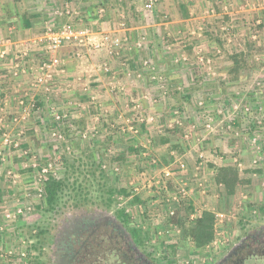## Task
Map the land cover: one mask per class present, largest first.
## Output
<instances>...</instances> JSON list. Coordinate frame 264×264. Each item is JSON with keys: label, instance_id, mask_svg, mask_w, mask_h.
Instances as JSON below:
<instances>
[{"label": "rangeland", "instance_id": "374dc122", "mask_svg": "<svg viewBox=\"0 0 264 264\" xmlns=\"http://www.w3.org/2000/svg\"><path fill=\"white\" fill-rule=\"evenodd\" d=\"M125 1L0 0V4H14L17 17H30L31 32L41 38L65 24L91 26L101 4ZM206 4L188 13L196 20L188 26L170 24L178 16L168 10V35L163 31L165 38L156 39L158 50L162 45L168 48L151 60L140 55L142 67L146 60L159 73L160 67H168V81L160 73L168 83V103L162 102L167 95L162 100L155 96L156 101L143 107L168 116V124L157 120L153 127L157 131L144 139L151 140V147L167 142L168 157L132 145L147 129L144 120L131 127L112 121L104 123L110 129L105 134L100 129L92 132L88 121L74 117L91 107H74L49 93L50 86L55 89L53 79L36 86H41L36 94L44 104L36 96L31 100L38 104L18 101L1 115L7 124L0 126V264H41L45 232L59 211L75 203L104 204L106 189L97 175L90 174L92 166L105 173L107 186L124 191L114 194L111 210L123 213L160 260L182 264L202 257L208 247L230 240L238 227L257 218L264 208V0H206ZM157 13L159 22L164 15ZM16 33L21 39L29 35L23 30ZM21 94L17 89L15 98ZM132 106L125 104L121 112H135ZM57 113L65 115L61 124L53 123ZM154 158L159 168L172 166L174 182L168 184V193L154 182L160 175L152 168ZM179 159L185 170L176 168ZM73 165L81 170V191L72 197L73 191L67 189L55 211L47 212L44 183L64 179ZM180 185L187 194L173 200ZM82 197L87 200L76 201ZM205 213L212 216V237L197 245L190 230Z\"/></svg>", "mask_w": 264, "mask_h": 264}, {"label": "crops", "instance_id": "0c3cea01", "mask_svg": "<svg viewBox=\"0 0 264 264\" xmlns=\"http://www.w3.org/2000/svg\"><path fill=\"white\" fill-rule=\"evenodd\" d=\"M157 1L158 4H155ZM192 1L195 4H190ZM125 2L128 4H101V9L98 11L99 16L89 21L91 25L89 27L94 30L92 36L94 41H99L103 33L118 34L128 40L123 49L118 54L110 56L105 51H94L86 48H79L78 51L71 46L62 47L59 50L62 66L51 70L53 77L51 83H54L55 89L50 86L48 90L49 93H54L57 98L64 97L63 101L66 104H73L74 107L82 106L83 108L82 104H88V109L91 107L90 112L79 113L74 117H83L82 119L88 121L87 128L91 129L92 132L94 129H100L105 134L110 129L109 127L104 128V123L108 125L110 123L111 125L112 121H115L117 125L123 124L131 127L138 120H144V126L147 129L143 135L140 134L142 135L140 137L142 142L136 139L138 130L135 128V137L133 138L137 141L132 142V145L134 144L135 147H149L152 154L155 152L156 157L158 155L168 157L167 142L151 147V140H148L149 142L144 140L151 135L152 131L154 133L157 131L153 130L157 120L160 123L166 121L168 124V116L162 113L155 114V112L143 108L146 104L150 105L156 101L155 96L160 99L167 95L165 101H162L166 105V102L168 103V88L164 92L158 88L156 83L150 80L149 73L139 64L140 55L145 54L151 60L152 57L158 58L163 53V47L168 48V46L162 45L159 50L157 49V40H163L165 33L168 35V32H166L168 30V10L178 16L177 19L169 21L170 24H186L188 26V24H193L195 20L188 13L195 9L201 10V6L206 7V0H177V4H174L175 0H150L152 3L151 8L147 7L148 4H136L135 0H126ZM15 9L14 4H3V2L0 4V51L6 53L3 58L0 57L1 127H5L7 124L5 122L7 117L1 115L17 105L18 101L26 105L32 101L35 104L45 103L44 100L40 101V96L36 94V91L41 87H36L38 86L36 76L41 73L40 67L47 60L46 50L44 44L40 42L41 35L31 32L34 23L30 20V17H17ZM7 11L11 14L14 13V16H11L10 13L6 15ZM158 11L161 15H164L159 22V16L156 19ZM122 23L125 24L123 28L120 26ZM162 25L165 28H162ZM20 30H23L25 35L29 33L28 37L21 39V34L17 35L16 33ZM138 42L142 45L140 48L137 47ZM108 64L110 65V72H103V67L108 66ZM160 70L162 71L160 73L168 81V67H160ZM78 85L83 90L82 94L79 93L81 89L77 88ZM17 89L18 91L20 89L22 93L18 99L15 98ZM74 92L75 94L72 95ZM79 95L87 96L88 100H86L87 97L79 98ZM36 96H38V103L31 100ZM79 99L86 101L81 103ZM63 101H61L62 104ZM129 103L133 105L132 109L135 112H126L128 110L121 112L122 106L125 104L128 106ZM25 107L23 106V108ZM53 123L55 122L53 121ZM111 132L113 136L114 132L112 130Z\"/></svg>", "mask_w": 264, "mask_h": 264}, {"label": "flooded vegetation", "instance_id": "af4514ba", "mask_svg": "<svg viewBox=\"0 0 264 264\" xmlns=\"http://www.w3.org/2000/svg\"><path fill=\"white\" fill-rule=\"evenodd\" d=\"M122 214L87 203L59 211L45 232L41 264H178L156 258ZM216 245L182 264H264V208L230 240Z\"/></svg>", "mask_w": 264, "mask_h": 264}, {"label": "built area", "instance_id": "2783aa9c", "mask_svg": "<svg viewBox=\"0 0 264 264\" xmlns=\"http://www.w3.org/2000/svg\"><path fill=\"white\" fill-rule=\"evenodd\" d=\"M151 6L152 4L147 5L148 8H151ZM120 26L123 28L125 27V24L122 23ZM93 35V30L87 25L75 26L72 24H65L60 28L47 30L40 38V42L44 44V48L46 50L47 60L44 61L40 67L41 73L36 76V84L44 85L52 79L51 70L62 65L60 57L58 56V51L64 46H71L77 50L79 48H86L94 51H105L108 55L113 56L118 54V52L123 49L124 45H126L128 41L127 38L112 33H103L99 41H94L92 38ZM137 47H141L140 42H138ZM5 55V51H0L1 58H3ZM143 68L149 73L150 78L157 83L158 88L165 92L168 88V84L166 83L165 78L158 72V70L154 68L150 61H144ZM103 71L108 72V67L104 66ZM64 117V114H54V122L61 124L65 119ZM209 125L210 124L207 123V127H209ZM150 161L152 168L160 170V175L158 174L159 177L155 179L154 182L156 184H161L164 191L167 192L168 184L174 182V175L171 171L172 166L170 165L168 167L159 168L155 158L151 159ZM176 162L177 169L185 170L187 168L185 162L181 159L177 160ZM178 183H181V181ZM185 194H187V190H185V188H183V186L181 187L180 185L177 192H174V197L172 199L176 200L177 196H184ZM19 212L20 210L18 213ZM173 214L174 212L170 211V215Z\"/></svg>", "mask_w": 264, "mask_h": 264}, {"label": "trees", "instance_id": "16d2710c", "mask_svg": "<svg viewBox=\"0 0 264 264\" xmlns=\"http://www.w3.org/2000/svg\"><path fill=\"white\" fill-rule=\"evenodd\" d=\"M97 168V169H96ZM93 169L90 174L95 177H99L100 183L106 189V198L104 199V205L110 207L113 203L112 197L117 192L123 193L124 191L119 190L116 191L113 187L106 185V175L103 171L99 170V167L90 168ZM96 169V171L94 170ZM81 170L79 167H75L74 165L68 169V172L64 179L55 180L53 178H49L44 183V192H45V210L47 212H54L58 207L61 201V195L68 189L73 191V196L75 197V192L81 191L82 185L79 182V175ZM233 181V180H232ZM86 198H79L76 201H86ZM122 213V212H121ZM123 215V214H122ZM125 217V216H124ZM126 218V217H125ZM212 216L209 213L203 214V216L196 220L195 226L190 230V235L196 241L197 245H203L206 242H209L212 237L211 232V221ZM128 222V219H125Z\"/></svg>", "mask_w": 264, "mask_h": 264}]
</instances>
